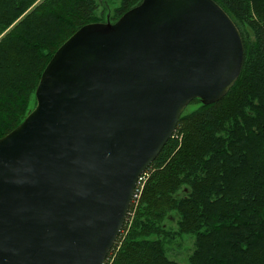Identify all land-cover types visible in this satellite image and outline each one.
Returning a JSON list of instances; mask_svg holds the SVG:
<instances>
[{"label":"water","instance_id":"water-1","mask_svg":"<svg viewBox=\"0 0 264 264\" xmlns=\"http://www.w3.org/2000/svg\"><path fill=\"white\" fill-rule=\"evenodd\" d=\"M244 56L213 0H143L79 29L0 139V264H105L183 113L223 100Z\"/></svg>","mask_w":264,"mask_h":264},{"label":"trees","instance_id":"trees-1","mask_svg":"<svg viewBox=\"0 0 264 264\" xmlns=\"http://www.w3.org/2000/svg\"><path fill=\"white\" fill-rule=\"evenodd\" d=\"M142 1L123 0L110 22ZM213 1L242 36L241 75L220 102L194 100L199 107L183 113L145 173L143 208L120 245L121 233L111 264H178L160 239L173 213L181 232L196 237L190 264H264V0ZM98 9L96 0H0V139L35 109L58 49L82 27L103 23Z\"/></svg>","mask_w":264,"mask_h":264},{"label":"rangeland","instance_id":"rangeland-1","mask_svg":"<svg viewBox=\"0 0 264 264\" xmlns=\"http://www.w3.org/2000/svg\"><path fill=\"white\" fill-rule=\"evenodd\" d=\"M99 4V9L96 12V16L99 21L106 23L108 20L111 21L114 16V12L116 9L120 8L123 0H96ZM199 107L198 104L190 105L187 109L186 113H191L195 109ZM151 174L144 175L142 181H140L138 185V189L136 192V196L134 197L133 203L130 207V212L127 216L126 224L122 231L123 237L120 242V245L123 244L124 240L128 236L131 227L135 221V217L138 215V212L141 208H143V200H144V190L148 184L149 178ZM184 186V185H183ZM186 189V190H185ZM184 190L187 192L189 190L188 187L184 186ZM150 218L152 216L150 215ZM181 217L178 213H173L168 216L162 223L164 230L166 233L162 238L163 241V249L166 253V258L172 262H176L178 264H190L193 260L195 251H196V237L191 234L182 233L180 229ZM156 236L151 237V239H155ZM119 249V248H118ZM114 257V255L112 256ZM108 260L105 264H108ZM112 263V262H111ZM109 263V264H111Z\"/></svg>","mask_w":264,"mask_h":264},{"label":"built area","instance_id":"built-area-1","mask_svg":"<svg viewBox=\"0 0 264 264\" xmlns=\"http://www.w3.org/2000/svg\"><path fill=\"white\" fill-rule=\"evenodd\" d=\"M142 179H143V177L140 179V181H142ZM140 181H139V183H140ZM139 183H138V185H139ZM137 187H138V186H137ZM137 189H138V188H137ZM137 189H136V191H135L134 197L136 196ZM134 197H133V200H134ZM133 200H132V203H133Z\"/></svg>","mask_w":264,"mask_h":264},{"label":"bare ground","instance_id":"bare-ground-1","mask_svg":"<svg viewBox=\"0 0 264 264\" xmlns=\"http://www.w3.org/2000/svg\"><path fill=\"white\" fill-rule=\"evenodd\" d=\"M230 17V16H229ZM231 18V17H230ZM231 20H232V18H231ZM233 21V20H232ZM234 22V21H233ZM235 24V23H234ZM236 25V24H235ZM237 27V26H236ZM239 30V29H238ZM239 33H240V31H239ZM241 35V34H240ZM241 38H242V36H241Z\"/></svg>","mask_w":264,"mask_h":264}]
</instances>
